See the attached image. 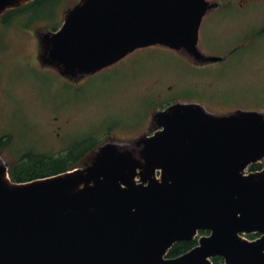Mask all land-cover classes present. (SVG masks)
<instances>
[{"label":"water","instance_id":"obj_1","mask_svg":"<svg viewBox=\"0 0 264 264\" xmlns=\"http://www.w3.org/2000/svg\"><path fill=\"white\" fill-rule=\"evenodd\" d=\"M34 1L0 0V18ZM217 6L80 0L41 38L38 60L72 82L159 46L220 63L199 47ZM262 162L264 112L215 113L196 102L158 110L132 143L111 139L57 175L16 182L0 158V264H264V169L249 172Z\"/></svg>","mask_w":264,"mask_h":264},{"label":"rangeland","instance_id":"obj_2","mask_svg":"<svg viewBox=\"0 0 264 264\" xmlns=\"http://www.w3.org/2000/svg\"><path fill=\"white\" fill-rule=\"evenodd\" d=\"M74 1L47 0L29 11L35 20L56 29ZM251 6L234 14L222 11L212 15L204 30L205 45L221 54L228 43L244 40L251 30ZM258 10L254 18L258 24L264 23V8ZM15 31L10 28L13 43L0 42V106L5 105L14 135L6 151V159L13 163L10 172L37 156L65 157L83 141H87L86 149L98 148L111 139L132 143L149 131L158 110L177 102H200L215 113L253 109L264 103V35L229 65L210 72H195L181 53L159 46L139 50L73 84L37 63L35 37L17 47L33 60L21 62L12 51V44L21 36Z\"/></svg>","mask_w":264,"mask_h":264},{"label":"flooded vegetation","instance_id":"obj_3","mask_svg":"<svg viewBox=\"0 0 264 264\" xmlns=\"http://www.w3.org/2000/svg\"><path fill=\"white\" fill-rule=\"evenodd\" d=\"M47 0H35L32 3H29L25 6H22L20 8L11 10L7 13H5L1 18H0V42H7L10 41L12 42V35H9L10 33V28L15 27L17 31L16 33L21 34V36H17V41H15L14 44H12V51L14 53V50L18 54V58L20 59L21 62H28V61H33L31 57L28 55H22L21 50L19 51L18 48L23 47V44L32 38H36V52L37 54V59L39 56V53L41 51L40 49V40L41 38L50 32H56L58 31L65 20V15L68 10L73 8L77 3H79L80 0H75L74 3L70 5L65 11H64V16H63V21L61 26H59L56 29H52L47 25V22L41 23L38 19L35 20L34 14L32 11H29V8H32L34 6H40L42 3L46 2ZM56 3L59 2V0H54ZM212 3H218V6L214 9H212L208 16L206 17L202 30H201V42H200V49L203 53L206 55H219L223 56L225 58V61L220 62V63H210V64H200L196 62L193 58L186 56L184 53H181L184 56V59L186 60L187 64L190 66V68L194 69L195 72H210L211 70L215 69L217 66L219 67H225L230 64L232 59L239 54L241 51L246 49L248 46H251V44L256 40V38L263 36L264 35V23H259L258 20L254 17H257L256 15L254 16V13H257L260 8H264V0H209ZM251 6V12H252V22L251 23V30L250 32L246 35L244 40L238 41V42H230L228 43V48L223 50L221 54L218 52H212L213 50L209 49L205 45V38H204V30L206 28V24L208 23L209 19L211 18L212 15L218 13V12H224L229 13V14H234L236 13L237 9H242L245 11L247 6ZM240 7V8H239ZM241 13V12H240ZM250 13V12H249ZM247 14V13H246ZM25 23L24 28L21 27L23 25V22ZM232 28L235 26L234 22H231L229 24ZM18 47V48H17ZM17 48V49H16ZM211 50V51H210ZM42 68H49L43 66L40 61L38 60L37 62ZM53 69V68H52ZM55 70V69H54ZM57 71V70H55ZM58 72V71H57ZM59 73V72H58ZM90 77V76H89ZM86 77L85 79H87ZM70 81V80H68ZM84 81V80H83ZM81 82H72L73 84H80ZM264 92V91H263ZM264 95V94H263ZM0 100H1V93H0ZM199 102V101H197ZM200 103V102H199ZM253 110H259L261 112H264V103L256 104L254 107H252ZM10 119L8 116V113L6 112L5 105L0 106V158L9 165V170L11 171L13 168V163L11 161H8L6 159L7 155V149L11 145L12 141L14 140V135L12 133V130L10 129ZM264 169V162L259 163V164H254L250 167L249 172L253 171H262ZM209 232H201V235H209ZM254 235H257L255 238L260 237L259 234H253L250 235L249 237H252ZM251 239V238H250ZM197 241V240H196ZM198 244V241H197Z\"/></svg>","mask_w":264,"mask_h":264},{"label":"trees","instance_id":"obj_4","mask_svg":"<svg viewBox=\"0 0 264 264\" xmlns=\"http://www.w3.org/2000/svg\"><path fill=\"white\" fill-rule=\"evenodd\" d=\"M86 144L87 141L77 144V147L69 149L67 155L62 158L37 156L34 161L32 159V163L30 162L31 165L28 163L26 164L27 167H24L23 165L18 170L12 171L11 177L16 182H27L38 178L57 175L76 167L84 166L86 163L90 162V160L95 155L97 151L95 149L99 148L96 147L94 149H86ZM78 149H82L83 152L77 154L75 151ZM256 236L257 235H254L251 238H255ZM196 245L197 241L177 243L170 251L169 257H178L184 253H187ZM214 263L224 264L222 258L214 259Z\"/></svg>","mask_w":264,"mask_h":264}]
</instances>
